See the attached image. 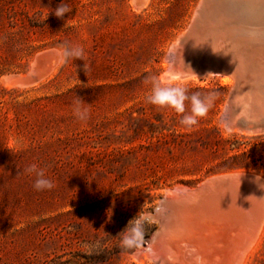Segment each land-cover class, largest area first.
Returning <instances> with one entry per match:
<instances>
[{
	"label": "rangeland",
	"instance_id": "rangeland-1",
	"mask_svg": "<svg viewBox=\"0 0 264 264\" xmlns=\"http://www.w3.org/2000/svg\"><path fill=\"white\" fill-rule=\"evenodd\" d=\"M132 1L0 0V264H156L134 253L160 229L154 209L170 190L233 172L264 178V134L233 131L244 135L238 148L214 151L216 129L230 134L220 117L231 78L162 80L202 0H146L139 9ZM62 2L71 12L57 18ZM249 23L264 32V20ZM65 44L81 47L83 60L61 56L37 84L6 83L26 76L39 52ZM151 77L210 100L207 114L181 125L190 100L183 114L148 103ZM77 97L86 120L74 114ZM32 164L52 189L35 190L36 175L25 172ZM135 218L143 239L125 248L122 232ZM261 231L245 264H264Z\"/></svg>",
	"mask_w": 264,
	"mask_h": 264
},
{
	"label": "water",
	"instance_id": "water-1",
	"mask_svg": "<svg viewBox=\"0 0 264 264\" xmlns=\"http://www.w3.org/2000/svg\"><path fill=\"white\" fill-rule=\"evenodd\" d=\"M218 1L212 7L210 0L201 1L187 30L171 45L169 55L173 47L175 58L171 61L168 55L163 77L231 75L234 85L220 122L229 132L262 135L264 32L253 31L234 9ZM60 60L57 49L41 51L26 76L8 75L5 80L18 87L27 86L26 79L37 84ZM153 216L160 229L144 250L150 245L157 251L152 256L155 263L180 264V258L168 255L167 243H171L189 249L204 245L202 257H215L222 264L230 253L231 241L235 242L232 233L242 231L233 262L239 264L264 222V178L251 172H233L210 177L193 189L174 188L160 199Z\"/></svg>",
	"mask_w": 264,
	"mask_h": 264
},
{
	"label": "clouds",
	"instance_id": "clouds-1",
	"mask_svg": "<svg viewBox=\"0 0 264 264\" xmlns=\"http://www.w3.org/2000/svg\"><path fill=\"white\" fill-rule=\"evenodd\" d=\"M71 12L69 5L65 2H62L54 10L53 14L57 18H62L66 13ZM63 59H81L83 60L84 51L79 46H73L71 44H65L62 47L60 53ZM87 65H84V70L87 69ZM152 81V88L149 95H147L146 100L148 103L159 106V107H170L175 110L178 114H183L186 112L185 102L190 100L191 111L189 114L183 116L180 120V124L186 127H192L198 123V118L204 117L210 106L211 101L202 100L198 93H193L190 97L187 94V89L180 86H164L161 85L156 77L150 78ZM85 103L80 99L76 98L74 103V114L80 120H86L88 118L87 110L82 106ZM25 172L34 173L36 175V180L33 187L37 191H43L46 189H52L54 184L49 179L45 178L44 170L38 169L35 164L29 165ZM136 221L134 226L129 229L127 226L126 229L122 232L124 233L121 244L125 248H133L139 245V242L143 239V228L139 221ZM131 221L130 223H133Z\"/></svg>",
	"mask_w": 264,
	"mask_h": 264
},
{
	"label": "bare ground",
	"instance_id": "bare-ground-1",
	"mask_svg": "<svg viewBox=\"0 0 264 264\" xmlns=\"http://www.w3.org/2000/svg\"><path fill=\"white\" fill-rule=\"evenodd\" d=\"M210 1L211 2L209 4V6L212 7L213 3H215L218 0H210ZM223 1H226V0H223ZM145 3H146V0H133L132 1V5L135 9H139L141 7V5L145 4ZM232 3L234 5L233 6L234 10L239 14V16L242 19H244V21L255 22V21L264 20V0H232ZM173 50L174 49L172 47L170 55H169V58L171 61H173V59L175 58ZM207 75H220L223 78H225L226 80H230V81H231V79L233 80L231 75H229L227 73H210V74H204V75H198V76L185 77V79L198 78V77H203V76H207ZM21 77H24V76H21ZM182 79H184V78H179L176 80H182ZM162 80L166 81L168 79L165 80V78L162 76ZM26 82L28 83V85H31V83L29 82L28 79H26ZM6 83L8 85L15 86L10 81H6ZM263 226H264V222L262 224V227H261L256 239L247 248V250L245 251L244 255L242 256L239 264H245L247 256L252 252V250L254 249V247L258 241V238H259L260 233L262 232L261 230H262ZM232 236L234 237L235 242H233V240L231 241V246H230V250H229L230 253L228 256H226V259L222 264H233L236 251L239 248L240 243L243 239V232L242 231L234 232V233H232ZM167 245L169 248L168 249V255L174 256L175 258H176V256L178 258H180V260H181L180 264H220L219 260L215 257H213L211 260H206V259H204V257H202V255L204 254V250H205L204 245H202V247H200V246L198 247L197 245H191L190 249L187 246L182 247L180 244L172 245L171 243H167ZM147 247H148V249L146 251L144 250V248L137 250L134 253V257L139 258L142 254H145L146 257L150 258L153 261V258H152L153 253L154 252L156 253L157 251H154V249L150 245H148ZM160 247H161V249H163L162 246H160ZM138 253H140V255ZM156 264H159V263L156 262Z\"/></svg>",
	"mask_w": 264,
	"mask_h": 264
},
{
	"label": "trees",
	"instance_id": "trees-1",
	"mask_svg": "<svg viewBox=\"0 0 264 264\" xmlns=\"http://www.w3.org/2000/svg\"><path fill=\"white\" fill-rule=\"evenodd\" d=\"M217 135H218V139L216 140V142L213 144V146L215 147L214 151L217 152L219 150H222L223 153H227L228 151H233L234 149L238 148L239 145H236L237 143H239V137L243 138L244 135L236 133V132H230L229 136L224 138L223 134L221 132V130L218 128L216 129ZM211 147V145H210ZM212 148V147H211ZM244 154H242L243 156ZM238 157V156H237ZM236 158V156L232 157L231 159ZM230 160H227V162L229 163ZM245 166L244 165H238L236 167H233L232 169H244Z\"/></svg>",
	"mask_w": 264,
	"mask_h": 264
}]
</instances>
